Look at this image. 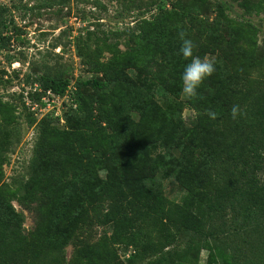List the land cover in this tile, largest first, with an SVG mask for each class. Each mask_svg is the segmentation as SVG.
Segmentation results:
<instances>
[{
	"label": "trees",
	"instance_id": "obj_1",
	"mask_svg": "<svg viewBox=\"0 0 264 264\" xmlns=\"http://www.w3.org/2000/svg\"><path fill=\"white\" fill-rule=\"evenodd\" d=\"M169 4L152 0L156 14L125 31L77 35L92 78L74 85L62 65L34 76L44 94L76 86L75 109L64 127L53 115L38 124L28 170L10 183L4 167L23 120H36L0 98V264H202L204 252L206 264H264V0ZM8 13L0 8V50L11 43ZM181 31L194 55L215 60L195 99L182 95L190 60ZM233 105L243 113L236 120ZM186 109L196 114L190 123ZM166 182L182 190L177 200ZM14 202L34 214L33 231ZM96 228L105 231L94 239Z\"/></svg>",
	"mask_w": 264,
	"mask_h": 264
},
{
	"label": "rangeland",
	"instance_id": "obj_2",
	"mask_svg": "<svg viewBox=\"0 0 264 264\" xmlns=\"http://www.w3.org/2000/svg\"><path fill=\"white\" fill-rule=\"evenodd\" d=\"M46 1L50 0H0V8L2 6L8 8V20L14 21L6 31L11 43L7 49L0 50V98L17 105L20 114L24 112V104L36 120L32 127L29 126L30 121L27 118L23 120L24 138L4 167L5 179L8 183L27 172L33 157L35 138L38 137L37 126L48 115H54L53 112L48 114L41 111L42 99L37 100L32 97L37 92L46 96L37 84H32L34 76L43 73L46 66L59 70V65H62L70 70L75 79L74 85L79 79L85 81L92 78L90 67L77 55L74 38L85 33L87 29L107 33L122 32L133 27L137 20L143 17L150 19L156 14V10L150 7L152 0H70L68 7L64 9L59 6L47 8ZM128 1L135 2L136 8L132 10L133 12H129L131 5H128ZM154 1L167 2L170 5L173 0ZM240 15V11L234 14V16ZM119 41L124 45L123 40ZM260 43L264 44V31ZM56 44L58 48L53 49ZM108 57L107 55L106 58ZM56 105L64 121L59 120L58 125L64 127L65 114L73 106L66 99L56 102ZM25 114L26 112L23 116ZM195 115L190 109H186L183 113L187 123H190ZM182 194V190L175 183L166 182V195L169 199L177 200ZM14 206L25 218L26 231H33L36 226L34 214L24 209L18 202H14ZM104 231L102 228H96L91 235L95 239ZM74 250V245L67 248L68 259L72 257ZM120 254L124 259L122 251ZM206 258L207 254L202 253V264H206Z\"/></svg>",
	"mask_w": 264,
	"mask_h": 264
},
{
	"label": "clouds",
	"instance_id": "obj_3",
	"mask_svg": "<svg viewBox=\"0 0 264 264\" xmlns=\"http://www.w3.org/2000/svg\"><path fill=\"white\" fill-rule=\"evenodd\" d=\"M181 47L179 49L185 60H190L181 76L182 80V95L187 98H198V89L207 78H210L215 73V60L209 56L203 58L194 55L195 45L193 41L187 38V34L183 31L179 32ZM243 113L239 105H233L231 116L234 120L238 119ZM211 119H216L217 114L211 110L208 112Z\"/></svg>",
	"mask_w": 264,
	"mask_h": 264
},
{
	"label": "built area",
	"instance_id": "obj_4",
	"mask_svg": "<svg viewBox=\"0 0 264 264\" xmlns=\"http://www.w3.org/2000/svg\"><path fill=\"white\" fill-rule=\"evenodd\" d=\"M76 91V88L74 85H72L69 88V91L67 92V94L62 98L59 96H56L55 94H53L52 92H47L46 96H44V98H42V103H41V107L43 108L41 111L47 112L48 114L53 112L54 113V117L59 119L60 121H63V118L61 117V113L59 110V107H57L56 102L62 100V99H66L68 102L74 103V92Z\"/></svg>",
	"mask_w": 264,
	"mask_h": 264
}]
</instances>
